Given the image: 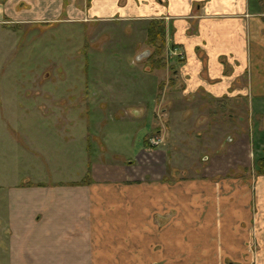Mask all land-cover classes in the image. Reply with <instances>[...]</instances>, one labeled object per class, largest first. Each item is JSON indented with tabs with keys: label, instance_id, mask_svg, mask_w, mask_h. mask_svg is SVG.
Returning <instances> with one entry per match:
<instances>
[{
	"label": "crops",
	"instance_id": "0c3cea01",
	"mask_svg": "<svg viewBox=\"0 0 264 264\" xmlns=\"http://www.w3.org/2000/svg\"><path fill=\"white\" fill-rule=\"evenodd\" d=\"M67 16L164 21L169 58L185 82L183 121L214 110L219 118L225 99L240 118L234 136L207 135L204 159L215 164L207 175L218 180L182 181L178 149L149 143L155 133L167 143L158 125L160 113L173 117V105L158 106L135 159L102 138L108 118L95 121L90 108L33 98L11 107L13 121L0 116V136L9 131L11 148L8 155L0 145V238L9 241V264H264V173L255 163L264 150V94L247 76L264 75V0H0V26ZM17 111L26 113L24 122ZM134 111L126 123L143 118V109ZM213 121L208 114L204 124ZM171 127L178 139L179 126ZM48 142L59 145L56 172L66 175L71 157L81 165L68 180L53 178ZM229 155L233 164L220 168Z\"/></svg>",
	"mask_w": 264,
	"mask_h": 264
},
{
	"label": "rangeland",
	"instance_id": "374dc122",
	"mask_svg": "<svg viewBox=\"0 0 264 264\" xmlns=\"http://www.w3.org/2000/svg\"><path fill=\"white\" fill-rule=\"evenodd\" d=\"M156 21L159 20L119 21L92 16H67L64 21L33 26L3 24L0 26V116L6 122L13 121L15 112L10 111L11 107H25L31 104V98L36 99L34 101L37 103L43 101L46 105L55 102L65 104L66 107H87L94 111L90 116L95 121L100 122L106 116L108 118L109 123L102 131V138L114 143L120 156L135 159L144 147L146 136L153 130L152 122L155 121L158 106L173 105V117L160 113L158 128H165L168 135L167 143L163 146L165 150L179 151L176 161L179 166L175 168L177 178L182 181H217L218 177L207 175L215 167V164L207 163L204 159L205 153L206 156L209 155L207 135L218 137L215 140L234 136V118L239 120L240 115H236L233 101L225 99L226 107L222 109L219 118V112L214 110L204 112L205 115L198 112L196 116L199 118L190 119L189 123L187 120L183 121L182 113L178 111L187 104L182 96L185 90L184 79L175 73L176 68L171 63L167 46L164 50H159L162 47V37L152 39L154 44L148 41V28ZM145 52H149L150 56L138 61V55ZM247 76L249 81L256 83L255 88L264 94V75ZM244 103L242 100L241 104ZM104 106L108 108L101 111ZM136 109H143V118L139 119L137 125L126 123V117L135 114ZM17 114L18 123L26 120L24 111H17ZM50 114V121L56 119V112ZM208 114L214 119L210 126L204 124ZM170 123L174 127L179 126L181 131L178 139L172 136L173 128ZM4 129L0 145H3L2 152L7 149L9 155V131L5 133ZM37 130L40 134L44 133L43 128L38 127ZM190 132L196 137L188 135ZM198 134L200 135L197 137ZM10 135L13 138L17 136L12 132ZM94 136H90L91 140ZM58 146L56 142H48L45 146L46 155H50L47 164L50 165L54 179L68 180L71 176L69 173L76 172L81 165L77 166L79 162L71 157L67 170L62 169L66 175L56 172ZM34 147L44 149V145L36 144ZM263 153L264 150L260 151L262 156L259 161L263 160ZM254 157H257V152ZM233 159L229 155L221 159L218 166L221 168L225 164L228 167L233 164ZM259 161L255 160V163L256 169L261 173ZM173 165H176L175 158L168 165L169 176L174 174ZM8 242L7 239L0 238V264H9V258L5 254Z\"/></svg>",
	"mask_w": 264,
	"mask_h": 264
},
{
	"label": "trees",
	"instance_id": "16d2710c",
	"mask_svg": "<svg viewBox=\"0 0 264 264\" xmlns=\"http://www.w3.org/2000/svg\"><path fill=\"white\" fill-rule=\"evenodd\" d=\"M156 22H152V24H150L148 28V41L150 43H153L152 39L154 40L156 36H160V38L162 37V45H161L162 47L160 46L161 48H159V50L162 51L166 47V35H167L166 24L164 21H160V20ZM258 167L260 169V172L264 173V158L263 160L259 161Z\"/></svg>",
	"mask_w": 264,
	"mask_h": 264
},
{
	"label": "built area",
	"instance_id": "2783aa9c",
	"mask_svg": "<svg viewBox=\"0 0 264 264\" xmlns=\"http://www.w3.org/2000/svg\"><path fill=\"white\" fill-rule=\"evenodd\" d=\"M177 50H175L176 53ZM180 57H183L182 53L178 54ZM149 143L152 147H159L162 145H165V138L159 134V133H155L153 135H151V137L149 138Z\"/></svg>",
	"mask_w": 264,
	"mask_h": 264
},
{
	"label": "water",
	"instance_id": "95a60500",
	"mask_svg": "<svg viewBox=\"0 0 264 264\" xmlns=\"http://www.w3.org/2000/svg\"><path fill=\"white\" fill-rule=\"evenodd\" d=\"M145 56H150V53L149 52H145L143 54L138 55L137 60L141 61V59H143Z\"/></svg>",
	"mask_w": 264,
	"mask_h": 264
}]
</instances>
